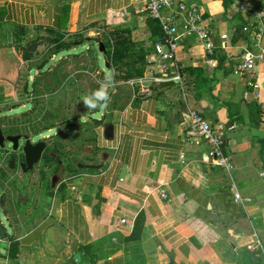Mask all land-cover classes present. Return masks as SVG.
<instances>
[{
    "label": "crops",
    "instance_id": "obj_1",
    "mask_svg": "<svg viewBox=\"0 0 264 264\" xmlns=\"http://www.w3.org/2000/svg\"><path fill=\"white\" fill-rule=\"evenodd\" d=\"M192 1L205 11L213 53L185 36L177 53L181 83L152 84L147 94L128 84L137 76L114 77L101 118H91L94 149L85 159L43 175L35 203L21 187L11 190L1 207L0 264H264L262 253L246 248L258 238L264 249V61L250 75L235 73L248 41L232 42L221 0ZM240 2L264 7V0H232L247 22L253 17L236 9ZM97 21L129 29L147 52L144 72L159 35L140 0H0V81L9 62L25 59L34 33L79 32ZM190 109L223 136L230 170L206 161V142L185 139ZM15 168H7L20 173L12 184L32 172ZM234 191L250 200H235ZM11 242L18 247L12 259Z\"/></svg>",
    "mask_w": 264,
    "mask_h": 264
},
{
    "label": "rangeland",
    "instance_id": "obj_2",
    "mask_svg": "<svg viewBox=\"0 0 264 264\" xmlns=\"http://www.w3.org/2000/svg\"><path fill=\"white\" fill-rule=\"evenodd\" d=\"M112 32L103 22L97 21L79 32L34 33L27 45L35 44V50L28 52L23 60L14 58L5 67L2 74L8 77L0 81L3 132L7 134L5 129L13 128L16 134L29 136L32 142L43 140L46 154L51 153L55 160L42 164V159L32 172L12 184L11 179L20 173L7 169L8 149L0 152V219L4 223L1 207L9 206L12 189L21 187L31 197V203H35L36 193L41 194L40 189H43V175L46 179L57 175L59 167L73 166L94 149L91 118H101L105 107L88 109L83 97L100 87L105 73L114 71L116 77L125 70L115 67L107 54L98 50V43L112 38ZM61 41L68 45L60 46ZM6 200L8 204L2 205ZM6 226L9 233L8 224Z\"/></svg>",
    "mask_w": 264,
    "mask_h": 264
},
{
    "label": "built area",
    "instance_id": "obj_3",
    "mask_svg": "<svg viewBox=\"0 0 264 264\" xmlns=\"http://www.w3.org/2000/svg\"><path fill=\"white\" fill-rule=\"evenodd\" d=\"M145 8L147 18L158 22L159 36L153 42V50L145 59V70L141 76L128 80L133 90L139 93H149L152 84H159L165 81L181 83V76L177 64L178 47L185 36H196L203 44L207 54H212L215 48L211 37V31L205 11L201 6L192 0H140ZM236 9L246 12L253 17L251 22L242 26L248 44L243 47L239 55V61L233 71L240 75L251 74L258 63L264 61V51L260 41L264 31L263 18L264 7L256 9L248 2H240L235 5ZM247 85L256 92L257 83L253 79H247ZM188 120L185 125V139L189 142H206L208 150L204 154L206 161L230 170L233 166L229 156L222 152L224 138L215 132L211 123L203 118L196 110L190 109L187 113ZM233 187V186H232ZM164 196V193H162ZM233 198L237 201H249L243 198L236 191ZM126 218L119 219V223H126ZM246 248L258 251L264 255L262 242L256 238L246 244Z\"/></svg>",
    "mask_w": 264,
    "mask_h": 264
},
{
    "label": "trees",
    "instance_id": "obj_4",
    "mask_svg": "<svg viewBox=\"0 0 264 264\" xmlns=\"http://www.w3.org/2000/svg\"><path fill=\"white\" fill-rule=\"evenodd\" d=\"M224 7V16L231 24V40L236 42L238 39L246 38V33L243 32L242 26L246 21L240 16L238 12L232 10V0H221ZM230 15L227 17V15ZM147 25L151 32L155 35H159V25L158 22L152 18H147ZM129 29L127 28H117L114 29L112 38L103 41L105 47V53L108 56L109 61L117 68H124L125 70L121 75L116 76L122 79L131 78L133 76H139L143 72L144 68V57L147 53L138 44H135L130 37L127 35ZM60 46L66 47L68 44L61 41ZM29 53L24 52V57L27 58ZM7 133H16V131L11 129H5ZM44 161L50 162L55 160L51 154H44ZM18 247L16 242H11L8 247L9 258H14L17 254Z\"/></svg>",
    "mask_w": 264,
    "mask_h": 264
},
{
    "label": "water",
    "instance_id": "obj_5",
    "mask_svg": "<svg viewBox=\"0 0 264 264\" xmlns=\"http://www.w3.org/2000/svg\"><path fill=\"white\" fill-rule=\"evenodd\" d=\"M35 44H30L27 47L29 52L35 50ZM98 50L105 54V47L102 42L98 43ZM108 63H105L107 66ZM104 77V74L101 73V78ZM171 81H165L161 83V86L171 84ZM113 126L111 124L105 125V136L110 138L112 136ZM10 145V146H9ZM46 148V143L43 140H38L32 142L30 137L27 135H22L19 133H7L3 132V129L0 124V152L6 151V154L9 155L8 167L14 169L19 166L24 171L33 170L34 166L37 165L41 159L42 154ZM53 179H56L54 176ZM5 236L4 227L0 224V237Z\"/></svg>",
    "mask_w": 264,
    "mask_h": 264
},
{
    "label": "clouds",
    "instance_id": "obj_6",
    "mask_svg": "<svg viewBox=\"0 0 264 264\" xmlns=\"http://www.w3.org/2000/svg\"><path fill=\"white\" fill-rule=\"evenodd\" d=\"M114 76V71L105 73L104 82L100 85V87L90 95L83 97V102L86 108L96 109L102 106H107V102L110 99L108 89L114 84Z\"/></svg>",
    "mask_w": 264,
    "mask_h": 264
},
{
    "label": "flooded vegetation",
    "instance_id": "obj_7",
    "mask_svg": "<svg viewBox=\"0 0 264 264\" xmlns=\"http://www.w3.org/2000/svg\"><path fill=\"white\" fill-rule=\"evenodd\" d=\"M17 167H19V166H17Z\"/></svg>",
    "mask_w": 264,
    "mask_h": 264
}]
</instances>
